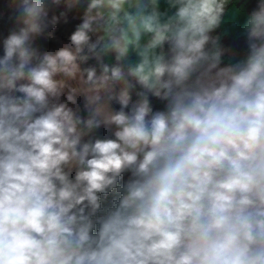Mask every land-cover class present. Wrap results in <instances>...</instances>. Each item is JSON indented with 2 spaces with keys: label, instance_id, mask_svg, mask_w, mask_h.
I'll return each instance as SVG.
<instances>
[{
  "label": "clouds",
  "instance_id": "obj_1",
  "mask_svg": "<svg viewBox=\"0 0 264 264\" xmlns=\"http://www.w3.org/2000/svg\"><path fill=\"white\" fill-rule=\"evenodd\" d=\"M229 3L4 0L0 264H264V0L225 63Z\"/></svg>",
  "mask_w": 264,
  "mask_h": 264
},
{
  "label": "crops",
  "instance_id": "obj_2",
  "mask_svg": "<svg viewBox=\"0 0 264 264\" xmlns=\"http://www.w3.org/2000/svg\"><path fill=\"white\" fill-rule=\"evenodd\" d=\"M248 2L249 0H230V3L227 5L226 14L224 17V22L216 30L214 35H220L221 43L225 48H229L232 51L227 53L224 57V62L228 63L229 58L234 56L236 59L242 58L245 54L235 52L232 48L234 41L244 36V25L246 19L250 12L248 11ZM166 5L162 2L161 9L163 10ZM4 10V0H0V11ZM63 8L56 9L55 14L59 15V12ZM78 11L74 10L68 13L67 23L73 20L77 16ZM63 20L55 27L50 29L54 33L53 39H48L47 36L38 38L37 43L43 50H55L64 43H68L69 40L65 39L63 36V30L67 24ZM10 23L6 17L0 18V55H2V39L7 35L10 28ZM81 109L83 108V101H80ZM115 107L118 108V105ZM82 115L86 113L82 110ZM101 134L104 135L103 129L99 130ZM105 198V197H104ZM110 206V205H109Z\"/></svg>",
  "mask_w": 264,
  "mask_h": 264
},
{
  "label": "trees",
  "instance_id": "obj_3",
  "mask_svg": "<svg viewBox=\"0 0 264 264\" xmlns=\"http://www.w3.org/2000/svg\"><path fill=\"white\" fill-rule=\"evenodd\" d=\"M257 2H258V0H249L248 11L250 13L253 9H255ZM81 15H82V13L80 11H78L77 16L65 25L64 30H63V36L65 39L69 40L72 32L75 31L76 26L81 22V19H80ZM232 48L235 52L246 54V51H247L246 37L242 36L239 39H237L236 41H234ZM89 63H93V62L90 61ZM103 198L104 197H102V199Z\"/></svg>",
  "mask_w": 264,
  "mask_h": 264
},
{
  "label": "rangeland",
  "instance_id": "obj_4",
  "mask_svg": "<svg viewBox=\"0 0 264 264\" xmlns=\"http://www.w3.org/2000/svg\"><path fill=\"white\" fill-rule=\"evenodd\" d=\"M114 197L113 193H110L107 197L102 199V204L104 207H108L111 204V201Z\"/></svg>",
  "mask_w": 264,
  "mask_h": 264
},
{
  "label": "built area",
  "instance_id": "obj_5",
  "mask_svg": "<svg viewBox=\"0 0 264 264\" xmlns=\"http://www.w3.org/2000/svg\"><path fill=\"white\" fill-rule=\"evenodd\" d=\"M153 105H154L155 108H162L163 107L162 103L157 101V100H155V98H153ZM97 135L98 136H103V134H101L100 132H98ZM126 178L127 177L125 176L124 179H126ZM121 182H123V179H122Z\"/></svg>",
  "mask_w": 264,
  "mask_h": 264
}]
</instances>
